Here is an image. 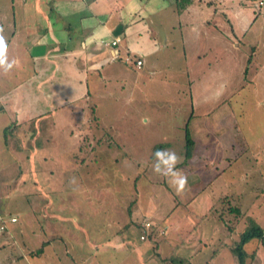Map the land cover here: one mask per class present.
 Wrapping results in <instances>:
<instances>
[{"label": "crops", "instance_id": "1", "mask_svg": "<svg viewBox=\"0 0 264 264\" xmlns=\"http://www.w3.org/2000/svg\"><path fill=\"white\" fill-rule=\"evenodd\" d=\"M259 1L0 0V35L6 45L4 63L0 64V132L10 128L16 131L57 113L62 115L59 117L62 121L69 115L70 105L84 103L85 108L88 102L92 103V121L81 118L78 122L80 131L86 130L88 134L71 133L69 136L71 129L61 134L59 130L48 128L54 132L49 137L59 144L52 145L58 149L50 155L54 164L45 169L41 197L36 192L25 196L19 192L22 186L11 185L16 180L23 183L27 163H47V156L37 161L19 152L17 156L0 160L3 180L0 185L4 187L0 190L3 196L0 218L16 217L15 222L7 221L6 232H0V264H126L127 258H131L129 264H157V257L166 258L173 252L184 235L177 234L175 241L169 244L154 234L149 238L156 245L152 246V251L146 244L131 240L129 218L133 199L129 197L137 185L130 184L127 194L122 193V189L102 190L105 197L101 200L92 194L96 179L86 180L89 173H74L67 165L73 161L67 157L82 158L86 145L81 141L116 138L119 114L123 115L122 131L132 129L126 115L142 114L140 106L143 114H157L158 109L153 107L145 110L148 101L153 96L164 100L173 98L172 90L164 91V88L169 82L175 83V78H163L164 73L159 75V86L150 88L154 95L143 79L150 77L152 70L159 66L166 65L167 71L168 66L175 64V55L179 56V52L182 60H186L185 45L191 53L184 66L186 80L180 79V82L187 85L185 91L180 92L181 89L175 87L173 91L175 98L184 95L188 100L186 112L191 116L188 124L194 135L202 130L200 116L204 118V138H211L217 127L213 124L219 117L229 112L244 115L246 99H255V108L264 115V4L259 5ZM183 15L187 16L186 21H181ZM115 38L119 41L110 46ZM247 46L249 52L245 51ZM126 55L141 59V67L126 63L123 60ZM167 80L166 84L162 82ZM231 97L242 101L231 107L228 103ZM116 100L122 102V108L116 107ZM84 124L86 127L82 128ZM182 124L180 121L177 130H182ZM251 130H245L248 131L242 142L245 146L251 145L250 141L264 140L263 131L261 135H253ZM100 131L113 132V135H101ZM177 136L176 154L185 145V135ZM17 137L19 141L24 139L21 134ZM69 137L74 138L70 145ZM171 137H165L163 141L168 142L163 145L170 147ZM25 141L20 147L25 143L27 146ZM76 142L78 144L74 145ZM69 146L75 148L68 149ZM82 162L85 163V159ZM37 171L33 172L34 177ZM137 177V174L130 175L131 180ZM128 194V203L124 197V201L118 202L117 198ZM135 194L138 196L134 198L136 210L145 211L139 204L143 201L141 195L138 191ZM97 203L104 208L95 209ZM1 209L7 212L2 213ZM41 209L42 217L38 215ZM108 209H114L116 219L107 222L112 231L105 235L100 231L107 225L105 219L100 218L96 221L99 224H95L86 216L90 212L110 214ZM145 217L143 221L148 220ZM25 221L28 222L26 230ZM143 221L138 225L140 242L144 241L140 239L144 233L141 231ZM158 246L166 248L159 256ZM39 248L41 250L37 251ZM219 254L220 251L214 259ZM192 258L193 255L190 262ZM24 260L25 263L21 262Z\"/></svg>", "mask_w": 264, "mask_h": 264}, {"label": "rangeland", "instance_id": "2", "mask_svg": "<svg viewBox=\"0 0 264 264\" xmlns=\"http://www.w3.org/2000/svg\"><path fill=\"white\" fill-rule=\"evenodd\" d=\"M186 19L187 16L183 15L181 21H186ZM245 51L249 52L248 46L245 47ZM184 53L186 60H182L183 57L179 52L180 57L175 55V64L168 66L167 71L165 70L166 65H162L157 70H152L150 77L147 76L143 79L146 86L149 87V92L153 94L150 88L159 86L160 83H157L161 82L159 75L164 73L163 78H175V83L166 84L168 80L162 81L166 84L164 91L172 90L173 98L166 97L169 99L164 100L153 96L152 100L148 101L145 110H150L153 107L158 109L157 114H143L144 110L140 106L138 109L142 114L138 112L137 114L131 113L130 117L126 115V119H130L132 123V129L126 131H122L123 115H117V119L120 121L117 122L119 131H116V138L100 142L97 140L94 142L81 141V144L86 145L83 148L82 158L74 159L69 156L68 160L73 162H69L67 165L76 174L89 173L85 177L86 180L96 179L92 194L101 200L105 197H103L102 190L122 189V193L126 191L127 194L130 192V184L137 185L135 190L143 200L139 201V204L145 211L135 208L134 198H138L135 194L136 191L132 192L131 197L128 194L117 198L120 202L121 199L124 201V197L127 203L129 202L128 197L133 199L132 216L131 219L129 218L132 223L131 240L137 244L138 242L146 244L152 251V246L155 245L149 239L152 235L158 234L161 241L166 240L170 244L171 241H175L177 234L186 237L193 230V239L191 240L198 237L202 239L199 246H203L204 243L206 245L199 251H197L198 247L193 252L191 263L203 264L211 252L217 248L220 241L224 240L227 244L232 240H237L239 233L251 225H257L264 229V145L262 146L264 140L250 141L249 143L252 144L249 146L242 144L245 132H248L245 131L246 129L252 128L253 135H261L262 131L264 132V115L259 114L260 109L255 108V99H246L243 105L244 115L239 116L229 112L228 115L219 117L213 124L217 127L214 129L213 135L211 134V138H204V118L200 116L199 122H201L202 130L194 135L188 124V120L191 118L186 112L188 100L184 95L175 98L176 93L173 91L174 87L181 89L180 92L185 91L187 85V83L180 82V79L186 80L184 66L188 63L191 53L188 52L187 45H185ZM10 69L9 67L8 70ZM250 89L252 88L250 87ZM243 95L244 93H240V96ZM238 101H242V99L229 98V106H236L235 103ZM116 107H123L120 100H116ZM91 108V101L85 108L84 103H75L68 107L69 115L65 120L60 121L59 117L62 115L57 113L31 122L16 130L17 132L12 128L3 129L0 132V160H5L10 155L17 156L19 152L37 161L42 156L48 157L47 163H27L23 183L21 180H16L11 186L16 188L22 186L19 192L25 196L29 192H36L38 197H41L45 188L43 181L45 169L54 164L51 162L50 155L58 149L52 145L59 144L53 141V137H49L54 132L48 131V128L59 130L58 132L61 134H66L68 129L69 131L71 129L69 136L71 133L88 134L86 130L80 131L81 127L78 122L81 118L89 122L92 121ZM200 108L203 109L204 106H200ZM183 110H185L184 113ZM180 121L183 124L180 126L182 130L179 131L177 127ZM85 127L84 124L82 128ZM107 133L110 136L113 135V132L100 131L101 135H107ZM19 134L24 136L27 146L25 143L20 147V143L24 139L19 141L17 137ZM180 134L192 138L193 144L188 146L185 143L180 148V152L176 154L175 149L179 148V136L177 135ZM168 136H172L169 141L171 142L170 147L163 145L168 142L163 141ZM71 142H74L73 137L68 139L69 145ZM76 144L78 142L74 145ZM74 148L75 146H69L68 149ZM186 149H188V155H186ZM108 155L115 161L114 164H111ZM82 159H85V163L82 162L84 164L81 163ZM87 160L89 161L87 162ZM35 171H37V177L33 176ZM95 172L97 174L94 176ZM132 173L133 175L137 174L138 177L131 180ZM2 181L0 178V184ZM12 182L13 180H9V183ZM3 188L0 185V190ZM32 196L30 194V197ZM2 197L0 196V199ZM107 197L110 196L107 195ZM40 204L42 203L40 202ZM114 204L117 203L114 202ZM99 205L100 203H97L95 207L94 205L92 207L102 210L104 206ZM233 206H237L241 210L240 215L226 210ZM9 208L12 207L9 205ZM1 211L2 213L7 212L3 209ZM8 211L12 212L13 210ZM40 211L42 212H39L38 215L42 217L44 211L42 209ZM106 211L110 214L98 211V213L90 212L86 219L94 221L95 224H99L96 221L100 218L105 219V223L116 219L114 209ZM144 215L155 227L153 230H144L146 237L142 239L144 241L140 242L138 241L140 230L138 225L143 221ZM219 215L223 221L233 227V233L228 239L225 238L228 233L226 225L218 219ZM83 222L87 224L85 219ZM134 223L136 224L134 225ZM27 224L28 222L25 221V230L28 229ZM109 224L107 223L100 229L101 233L109 235L112 231V226ZM83 238L87 240L86 235ZM244 248L249 253L254 252L249 257L250 260L248 259L247 264H264V254L258 240L249 241ZM165 249V246H161V248L158 246L157 255L159 256V252L163 254ZM21 262L25 263L26 260ZM130 262L131 258L125 260L126 264ZM166 264H170L169 261ZM211 264H232V254L228 248H222L219 256Z\"/></svg>", "mask_w": 264, "mask_h": 264}, {"label": "trees", "instance_id": "3", "mask_svg": "<svg viewBox=\"0 0 264 264\" xmlns=\"http://www.w3.org/2000/svg\"><path fill=\"white\" fill-rule=\"evenodd\" d=\"M185 143L188 146L193 144L192 139H190L187 135L185 136ZM185 152L186 155H188V149H186ZM226 210L228 212H234L236 215L241 214V210L237 206L228 207ZM218 219L222 223H225V228L228 231L225 238L228 239L233 233V227H231L226 221H223L220 215ZM192 232L193 230H191V233H188V235L180 241V244L174 248L173 252L169 256H166V258L157 257V264H166L167 261H169L170 264H191L190 260L193 252L199 247V243H202L198 237H194V240H191L193 239ZM253 239L258 240V243L264 254V229L257 225H251L239 233L237 240H232L227 244L224 240L220 241V243L217 245V248L212 252L211 257L207 259L204 264H210L217 253L224 247H227L231 252L233 264H247L248 259H250L249 257L252 256L254 252L247 253L244 245ZM40 250L41 248H39L37 251Z\"/></svg>", "mask_w": 264, "mask_h": 264}, {"label": "built area", "instance_id": "4", "mask_svg": "<svg viewBox=\"0 0 264 264\" xmlns=\"http://www.w3.org/2000/svg\"><path fill=\"white\" fill-rule=\"evenodd\" d=\"M258 4H259V5L264 4V1H263V0H260V1L258 2ZM118 41H119V38H115L114 40H112V41L110 42V46H115V45L117 44ZM123 60H124L126 63H132V62H133L134 65H135L137 68L141 67V65H142V60H141V59H139V58H135V57H133V56H131V55H126V56L123 58ZM7 221H9V222H15V221H16V217H15V216H10V217H8V218H0V232H3V231L6 230V223H7ZM154 227H155V226H154L151 222H149L148 220H145V221H143V223H142V229H143V231H144V230H153ZM145 237H146V233H142V234L140 235V239H145Z\"/></svg>", "mask_w": 264, "mask_h": 264}, {"label": "clouds", "instance_id": "5", "mask_svg": "<svg viewBox=\"0 0 264 264\" xmlns=\"http://www.w3.org/2000/svg\"><path fill=\"white\" fill-rule=\"evenodd\" d=\"M0 31H2V29H0ZM5 50H6V45L4 43V37L0 35V64L4 63V60L2 59V57H3ZM9 67H11V65H9Z\"/></svg>", "mask_w": 264, "mask_h": 264}]
</instances>
